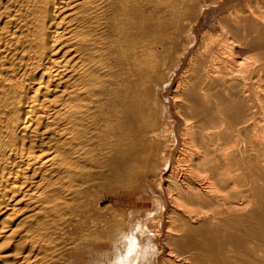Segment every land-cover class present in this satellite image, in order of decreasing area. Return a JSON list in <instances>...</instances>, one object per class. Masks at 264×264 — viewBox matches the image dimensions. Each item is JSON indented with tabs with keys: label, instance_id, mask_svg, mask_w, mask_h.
Listing matches in <instances>:
<instances>
[{
	"label": "bare ground",
	"instance_id": "1",
	"mask_svg": "<svg viewBox=\"0 0 264 264\" xmlns=\"http://www.w3.org/2000/svg\"><path fill=\"white\" fill-rule=\"evenodd\" d=\"M0 264H264V0H0Z\"/></svg>",
	"mask_w": 264,
	"mask_h": 264
},
{
	"label": "rangeland",
	"instance_id": "2",
	"mask_svg": "<svg viewBox=\"0 0 264 264\" xmlns=\"http://www.w3.org/2000/svg\"><path fill=\"white\" fill-rule=\"evenodd\" d=\"M161 176H162V175H161ZM125 199H126V201L130 202V204H131L133 207H135V204H134L135 201H136V197H135V195L127 194V196L125 195ZM107 203H108V205H109V203H110V200H109L108 198H106V199H105L100 205H101V206H105ZM106 206H107V205H106ZM137 206L140 207V208H143V207H144V205H143V203H142L141 201L138 202Z\"/></svg>",
	"mask_w": 264,
	"mask_h": 264
}]
</instances>
